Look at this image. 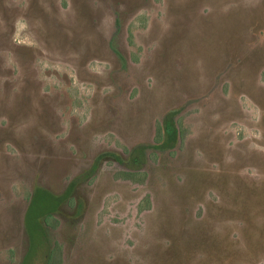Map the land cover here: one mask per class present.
Listing matches in <instances>:
<instances>
[{
  "label": "rangeland",
  "instance_id": "rangeland-1",
  "mask_svg": "<svg viewBox=\"0 0 264 264\" xmlns=\"http://www.w3.org/2000/svg\"><path fill=\"white\" fill-rule=\"evenodd\" d=\"M0 264H264V0H0Z\"/></svg>",
  "mask_w": 264,
  "mask_h": 264
}]
</instances>
